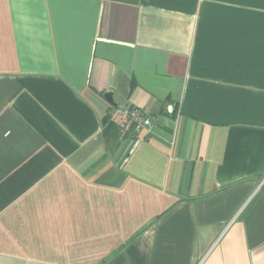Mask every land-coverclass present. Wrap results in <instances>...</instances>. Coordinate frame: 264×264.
Listing matches in <instances>:
<instances>
[{
    "label": "crops",
    "instance_id": "crops-1",
    "mask_svg": "<svg viewBox=\"0 0 264 264\" xmlns=\"http://www.w3.org/2000/svg\"><path fill=\"white\" fill-rule=\"evenodd\" d=\"M0 264H264V0H0Z\"/></svg>",
    "mask_w": 264,
    "mask_h": 264
},
{
    "label": "built area",
    "instance_id": "built-area-1",
    "mask_svg": "<svg viewBox=\"0 0 264 264\" xmlns=\"http://www.w3.org/2000/svg\"><path fill=\"white\" fill-rule=\"evenodd\" d=\"M109 114L113 121L120 122L124 131H129L132 128L153 127V116L136 107L129 105L122 108L113 107Z\"/></svg>",
    "mask_w": 264,
    "mask_h": 264
},
{
    "label": "trees",
    "instance_id": "trees-1",
    "mask_svg": "<svg viewBox=\"0 0 264 264\" xmlns=\"http://www.w3.org/2000/svg\"><path fill=\"white\" fill-rule=\"evenodd\" d=\"M103 122L105 125V131H117L119 129V126L111 119L110 114L104 117Z\"/></svg>",
    "mask_w": 264,
    "mask_h": 264
},
{
    "label": "water",
    "instance_id": "water-1",
    "mask_svg": "<svg viewBox=\"0 0 264 264\" xmlns=\"http://www.w3.org/2000/svg\"><path fill=\"white\" fill-rule=\"evenodd\" d=\"M105 97L108 99L109 102H111L112 104L116 105V103L114 101V93H113V91H107L105 93Z\"/></svg>",
    "mask_w": 264,
    "mask_h": 264
}]
</instances>
